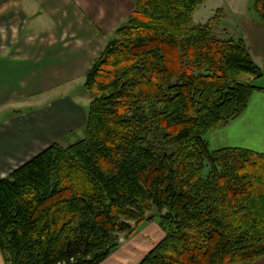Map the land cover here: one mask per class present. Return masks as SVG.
Masks as SVG:
<instances>
[{"label":"trees","instance_id":"obj_1","mask_svg":"<svg viewBox=\"0 0 264 264\" xmlns=\"http://www.w3.org/2000/svg\"><path fill=\"white\" fill-rule=\"evenodd\" d=\"M205 1L133 0L84 73L83 137L0 177L8 264H99L154 218L164 235L136 264L264 256V153L206 138L245 110L264 66L243 37L193 21ZM249 8L264 20V0Z\"/></svg>","mask_w":264,"mask_h":264},{"label":"crops","instance_id":"obj_2","mask_svg":"<svg viewBox=\"0 0 264 264\" xmlns=\"http://www.w3.org/2000/svg\"><path fill=\"white\" fill-rule=\"evenodd\" d=\"M10 6L14 11L24 12V23L18 34L12 35L16 38L12 42L8 41L7 31L1 30L17 26V22L5 23V11ZM133 6V0H0V64L3 67L10 56L12 60L28 59L36 66L53 59L71 60V64L62 66L63 74L84 77L92 59L113 36L114 30L125 22ZM221 8L223 21L228 22L223 24L224 31L243 37L253 60L264 66V20H259L249 8V0H206L194 12L193 21L205 22L215 9ZM7 41L14 46L9 51ZM21 44L24 48L19 47ZM21 52L29 55L24 58ZM52 72L57 74L59 68H53ZM60 84L51 83L43 91L53 90V86ZM259 87L238 117L207 133L211 149L242 147L264 153V85ZM85 122L86 107L68 94L13 111L0 121V177L54 142L66 145L63 140L84 128ZM153 232L156 230H152L151 235ZM141 236L150 238L146 232ZM137 247L134 243H121L99 264H136L145 254L142 245L139 247L142 250ZM0 264H6L1 251ZM249 264H264V256Z\"/></svg>","mask_w":264,"mask_h":264},{"label":"rangeland","instance_id":"obj_3","mask_svg":"<svg viewBox=\"0 0 264 264\" xmlns=\"http://www.w3.org/2000/svg\"><path fill=\"white\" fill-rule=\"evenodd\" d=\"M13 6L6 8L7 19L5 21L6 24H9V21L12 23L17 22V26L13 27H5L4 31H7V35L9 34L8 41H13L16 38L12 35H17L21 30V24L24 22V12L23 11H14ZM14 11V12H13ZM13 16V17H9ZM224 13L223 8L218 9L211 15L210 20H214L213 24V33L219 37H224L226 33L223 28V24L227 22V20L223 21ZM21 21V22H20ZM29 28H27L28 32ZM114 34V33H113ZM235 36L238 35L235 33ZM7 37V36H6ZM7 41L6 46L7 51L13 48V45H10ZM20 48H24L22 44L19 46ZM22 50V49H21ZM29 54H25L21 52L20 56L24 57ZM7 57L10 56L9 53L6 54ZM97 56V55H96ZM6 58L4 66L0 64V121L8 118L13 111H19L22 108H31L38 106V104H42L45 101L56 99V96L61 95H70L72 98L77 100L80 105L87 107L89 102L92 99L91 94L84 87V77L83 75H70L63 74L64 70L62 66L71 64V60H58L53 59L51 61H45L43 63H39L38 66L33 62H29V60H12ZM20 58V57H19ZM44 65V67H42ZM59 68V72L54 74L53 68ZM86 72V71H85ZM69 80V82H65V80ZM62 82L63 84H60ZM253 84L256 86L264 85V75L257 77L252 80ZM51 83H57L60 85L53 86V90L43 91L47 86ZM57 90H54V89ZM58 91V92H57ZM33 97V98H30ZM84 128L81 127L76 132L67 136L64 140V144H69L74 142L78 138L83 137ZM151 214V213H150ZM149 215V213H147ZM141 232H140V231ZM156 230L151 235V231ZM142 232H146L150 235V238L146 239L141 236ZM164 233L161 230L158 219L154 218L152 220H143L142 222L136 225L135 230L131 234H126V232L121 233L120 243H134L135 245H142V252L146 253L149 249H151L162 237ZM137 253V252H135ZM143 253V254H144ZM142 254V253H139ZM138 254V256H139ZM142 254V255H143ZM140 257V256H139ZM6 262V261H5ZM6 264H8L6 262Z\"/></svg>","mask_w":264,"mask_h":264}]
</instances>
